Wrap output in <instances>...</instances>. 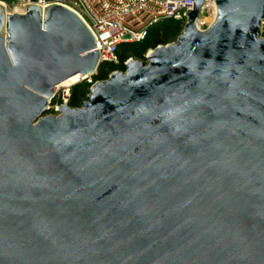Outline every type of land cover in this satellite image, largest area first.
<instances>
[{"label":"water","instance_id":"95a60500","mask_svg":"<svg viewBox=\"0 0 264 264\" xmlns=\"http://www.w3.org/2000/svg\"><path fill=\"white\" fill-rule=\"evenodd\" d=\"M189 1L79 107L53 104L97 74L89 25L0 2V264H264V0H214L206 29Z\"/></svg>","mask_w":264,"mask_h":264},{"label":"built area","instance_id":"2783aa9c","mask_svg":"<svg viewBox=\"0 0 264 264\" xmlns=\"http://www.w3.org/2000/svg\"><path fill=\"white\" fill-rule=\"evenodd\" d=\"M19 13L25 12L27 4L43 7L52 3L64 4L76 11L89 25L96 37L99 63H119V52L124 45L145 41L157 25L177 20L186 22V13L192 9L189 0H16ZM214 0H206L197 25L206 29L215 16ZM79 76V75H78ZM91 77H80L75 81H65L57 86L54 107L70 101L72 88ZM57 115V113H55Z\"/></svg>","mask_w":264,"mask_h":264},{"label":"rangeland","instance_id":"374dc122","mask_svg":"<svg viewBox=\"0 0 264 264\" xmlns=\"http://www.w3.org/2000/svg\"><path fill=\"white\" fill-rule=\"evenodd\" d=\"M0 2L5 6L6 11L8 13H15L18 12V8H17V1L16 0H0ZM172 25L175 26L177 28V30H167V26L165 25ZM168 24H164V25H160L158 27H156L150 37L148 38L147 42L142 45L139 46L135 51H127V50H121L120 54H119V63L116 65L115 68L113 69H107L105 67H101L98 71L97 74H99L101 71H104L106 73V77H109L110 74L114 71H125L126 70V62L130 59V58H134L136 60H140L143 61L145 63H147V59L145 57L146 54H148L153 48L154 46L160 45V44H168V43H172L175 42L179 36L182 34V31L185 27V22H169ZM179 28V29H178ZM169 31V37L167 40H163V36L165 34V32ZM125 66V67H124ZM125 68V69H124ZM96 75V74H95ZM91 81L88 80H83L81 82L78 83V85L82 84V85H89V84H93L95 83L98 79L96 77L91 76ZM75 87L72 88V93L71 96L73 94ZM78 94V90L76 89V91H74V95ZM90 94V92H89ZM88 94V95H89ZM73 97V96H72ZM71 97V98H72ZM70 98V99H71ZM87 99H85L84 101H86ZM83 101V102H84ZM82 102V103H83ZM82 103L79 105L81 106ZM54 114L56 111H52ZM48 115V114H46Z\"/></svg>","mask_w":264,"mask_h":264},{"label":"trees","instance_id":"16d2710c","mask_svg":"<svg viewBox=\"0 0 264 264\" xmlns=\"http://www.w3.org/2000/svg\"><path fill=\"white\" fill-rule=\"evenodd\" d=\"M169 22H182V21H177V20H168V21H165V22H163V23H161V24H159V25H157L156 27H158V26H162V25H164L165 23L166 24H168ZM165 26H167V30H171V29H173V30H177V28L175 27V26H172V25H165ZM156 27H154L152 30H151V32L149 33V35H148V37H147V39L145 40V41H143L142 43H139V44H133V45H124L122 48H121V50H127V51H135L139 46H142V45H144L146 42H147V40H148V38L150 37V35H151V33H152V31L156 28ZM179 29V28H178ZM169 31H167V32H165V34H164V36H163V40H167L168 39V37H169V33H168ZM155 47V46H154ZM121 50H120V52H121ZM120 52H119V54H120ZM116 65L117 64H112V63H105V64H101L100 66H99V68H98V70L102 67H105V68H107V69H113V68H115L116 67ZM125 67V66H124ZM125 69V68H124ZM93 77H96L98 80H104V79H107L108 77H106V73L104 72V71H101L99 74H96V75H94ZM91 85L92 84H87V85H78V84H76L74 87H75V89H74V91H76V89L78 90V94L77 95H74V91H73V94H72V98L70 99V101H69V104L72 106V107H79V105L85 100V99H87V96H88V94H89V92H90V87H91Z\"/></svg>","mask_w":264,"mask_h":264},{"label":"bare ground","instance_id":"6f19581e","mask_svg":"<svg viewBox=\"0 0 264 264\" xmlns=\"http://www.w3.org/2000/svg\"><path fill=\"white\" fill-rule=\"evenodd\" d=\"M79 78V76H74V77H72L71 79H69V80H67L68 82L70 81H75V80H77Z\"/></svg>","mask_w":264,"mask_h":264}]
</instances>
